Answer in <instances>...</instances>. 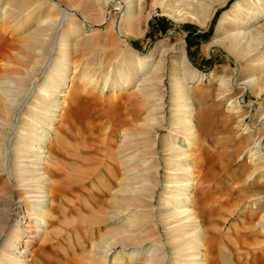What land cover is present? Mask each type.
I'll list each match as a JSON object with an SVG mask.
<instances>
[{
    "label": "rangeland",
    "instance_id": "obj_1",
    "mask_svg": "<svg viewBox=\"0 0 264 264\" xmlns=\"http://www.w3.org/2000/svg\"><path fill=\"white\" fill-rule=\"evenodd\" d=\"M7 1L11 4L10 9L12 11L15 9V13L13 16H8L9 13H7L6 17L0 19V79L10 78L14 81L16 75L25 76L26 70L33 66L35 59L39 58L35 51L25 44L24 34L26 32L22 33V30L28 28L27 31H29L34 27V29H38L41 25V17L46 11L38 9L35 14H39L40 19L34 20L33 17V19L23 20L19 25L14 26V23L19 19L16 17L17 19L14 20L18 13L16 9L18 0H0V15ZM52 1L39 0L38 3L50 5ZM55 1L65 7L72 4L79 6L81 11L73 10L71 12L74 18H78L79 21H83V14L89 17V21L85 23L88 27L93 28L91 32L95 54L92 56L85 51L86 54H81L83 57L77 56L76 59L80 60L81 68L88 65L89 71H95V80L99 85L102 81V70L98 67L99 61L102 60L104 64H112L117 56L118 48L125 51L133 50L138 55H145L159 46L164 58L159 60L158 54L153 58L154 62L153 60L151 62L149 69V74L152 73L151 80L142 88L146 95L137 93L134 88H131L124 93L117 90L114 94L106 92L101 96L98 90H92L87 84L78 83L75 80L65 86L59 95V101L63 105V114L69 120L70 115L76 113L73 117L78 126H70L68 123L69 129L61 131L60 138L56 139L53 136L54 144L58 141L63 142V148L57 151L54 149V155L61 163L63 171L69 172L71 177L62 181L63 186L72 187L73 191L67 192L65 199L59 194L54 202L56 206L60 203L63 206L67 205L69 211L65 213L57 211L54 216V224L50 228V234L45 239L40 237L33 241L26 248L27 251L23 255L24 262L16 261L15 264H143L142 260L130 262L125 258L120 263L118 257H115L121 250L119 246L109 253L107 260L97 261L95 257L102 250L101 243L108 237L112 227L111 222L107 220L102 223L96 221L95 218L92 222H90L91 219L89 222H84V218L89 217L90 214L111 217L112 211H118L116 216L118 218L113 223L116 222V225L119 226L126 221L128 212L120 213L121 208L118 209V204H116L117 201H121L120 194L116 199L112 192H108L106 189L108 185L115 187L113 180L108 175V169H120L118 157L122 154H128L129 157L138 156L133 160V165L130 168L142 169V161L147 162L146 160L150 157L147 153L148 137H153L155 132L159 133V136L167 135V121L170 118L169 74L174 71L179 72L181 49L187 56L189 68L197 69L202 74V78L198 82L191 84V101L195 111L194 125L197 128V143L191 159L195 161L193 168L195 169L194 174L197 175V184L200 188L203 187L202 192L198 194L199 201L196 207L204 206V210L200 212V218L204 227L211 228V236L214 239L209 251V258L213 262L211 264H222L219 258V246L224 248L228 263L264 264V230L255 224L262 222L261 218L264 215V158L261 161L258 158H249L247 153L249 148L258 141L262 142L264 149V119L261 118L262 114L258 113V110L262 108L264 114V73H259L257 61H254L252 65L244 64V62L237 65L234 57L222 45L213 44V41L219 38L216 33L219 21L226 14L232 16L230 11L239 0H222L214 3L210 9V21L205 26H200L198 14L196 17L192 16L188 13L186 6L187 4L193 5L199 13L208 7L207 0H163L166 5L174 8V15L162 11L157 4L152 5V0H144L143 10L139 23H137L141 34L129 35L128 39H123L125 41L123 44L105 36L106 33H111L108 24L121 17V9L113 6V2H109L98 13L95 11L97 7L93 6L94 3L87 0ZM31 2H34L33 5H37V0H31ZM227 24L230 23H225L224 28ZM255 27L252 26L250 29ZM263 51L264 42L257 46L255 54L259 55ZM156 61H159L157 68L155 67ZM232 75L235 79L232 80L231 88L222 87L220 79H229ZM158 76H162L164 80L165 92L163 109L155 114V117L161 115L163 117V127L160 128L154 125L153 120L147 118L152 105L151 102L145 103L149 96L157 91L151 84L157 81ZM255 77L260 80L259 88L255 90L243 89L242 82ZM231 100H237L238 111L229 107ZM1 101L0 96V104H2ZM118 111L126 113L121 120L126 119L127 125H117L108 134H104L102 127L106 124L103 116L107 113H118ZM78 116H86V118ZM3 117L0 105V122ZM86 123L100 129L95 138L84 142L81 141L79 135L86 132ZM125 129L133 134V141L130 144L123 141L124 137L121 132ZM179 145L185 147L183 141H180ZM121 146L123 150L120 151L123 152L119 155L114 154ZM190 160L187 163H190ZM105 164H109V167ZM92 171L95 173H91ZM252 171L256 173L255 179L249 184H245L247 175ZM160 175L162 178V170ZM76 177H83L82 181L86 177L89 179L86 178L81 183V180ZM106 179L110 182L107 183ZM125 179L132 183L131 188H139L144 185L143 181V184L139 183L141 180L134 177ZM148 180H144V182L146 183ZM1 183L0 246L14 226L21 225L23 226L22 230H27L23 232L25 235L19 239L18 248L22 253L26 237L31 234V225L29 223L23 225L26 221L24 218L26 209L24 207L19 209L16 201L20 197L25 199L28 195L16 193L13 200L9 199L8 191L2 188ZM81 184L84 187H80ZM66 190L68 189L66 188ZM160 190V188L156 190V195L154 194V199L148 207L138 206L145 205L147 199L140 197L132 199L131 208L134 215L141 216L145 210H153L154 216H157ZM127 199L126 196L122 198L124 201ZM86 203L90 206H86ZM241 210L244 213L240 214ZM152 221L138 226L141 232L139 237H143L139 241L145 240L148 235H152L153 238L157 237L161 241L164 240L158 236L162 230L155 226L158 220ZM262 224L264 226V223ZM220 243L223 244L220 245ZM150 246L146 240L140 245V248L143 250ZM163 252L165 253V250ZM158 253H162V250ZM10 258L11 255H5L6 264H9Z\"/></svg>",
    "mask_w": 264,
    "mask_h": 264
},
{
    "label": "bare ground",
    "instance_id": "obj_2",
    "mask_svg": "<svg viewBox=\"0 0 264 264\" xmlns=\"http://www.w3.org/2000/svg\"><path fill=\"white\" fill-rule=\"evenodd\" d=\"M87 1L94 3L93 6L97 7L95 11L98 13L109 2H113V6L121 9V17L118 20H112L108 24L111 33L105 34L107 38L123 44V42L125 43L123 39H128L129 35L141 34L137 23H139L143 10L144 0ZM207 1L208 7L202 9L199 13L193 5L187 4L186 6L188 13L192 16L196 17L198 14L197 18L200 26H205L210 21L212 5L222 0ZM38 2L39 0H37V5H33L34 2H31V0H18L16 5L18 16L16 15L14 20L17 19L16 17H19V19L14 23V26L19 25L23 20L33 19V17L34 20L40 19L39 14H35L38 9L46 11L44 16L41 17V25L38 29H34V27L29 31H27L28 28L22 30V33L26 32L24 34L25 44L35 51L39 58L35 59L33 66L26 70L25 76L16 75L14 81L10 78L0 79V96L2 98V104L0 105L1 112L4 114L3 120L0 122V182H2V188L8 191L9 199H12L16 193L28 195L25 199L24 197L18 198L16 205L19 209L23 207L26 209V212H24L26 221L23 225L26 223L31 225V232L29 231L31 234L26 237L22 253L18 248L19 239L22 235H25L23 232L27 230H22L23 226L16 225L8 233L4 243L0 246V264H6L4 261L6 254L11 255L10 259L12 260L9 259V264H15L16 261L23 263L26 248L37 238L42 237L41 239H45L50 234L56 212L65 213L69 211L67 205L63 206L60 203L56 206L54 202L59 194L65 199L67 198V192L73 191L72 187L63 186L62 181H66L71 177L68 174L69 172L65 173L63 171L61 163L54 155V149L56 151L61 150L63 142L58 141L54 144L53 136L56 139L60 138L61 131L69 129V125H77L73 117L76 113L70 115L69 121L68 117L64 116L63 105L59 101V95L63 92L65 86L75 80V82L87 84L92 90H98L101 96L106 92L114 94L117 90L124 93L131 88H134L137 93L146 95L142 88L151 80L152 73L149 74L151 62L158 54L159 60L164 58L159 46L145 55H138L133 50L125 51L118 48L117 56L112 64H104L102 60L99 61L98 67L102 70H99L102 72V81L99 85L95 80V71H89L88 65L81 68L80 60L76 59L77 56H82L81 54H86V52L92 56L95 54L91 32L93 28L88 27L85 23L89 21V17L83 14V21L74 18L71 12L81 10H79V6L73 4L65 7L55 0L50 2V5H42ZM152 2V5L157 4L162 11L174 15V8L166 5L163 0H152ZM10 8L11 4L7 1L0 19L6 17L7 13H9L8 16L14 15L15 9L12 11ZM230 14H232L231 17L226 14L219 21L216 32L219 38L214 40L213 44L222 45L234 57L237 65L242 62L252 65L254 61H257L259 63L257 69L260 74H263L264 51L259 55L255 53L257 46L264 42V0H239L234 4ZM227 22L230 24L226 25V29L224 24ZM35 23L37 24L36 21ZM252 26L256 27L250 29ZM179 54L181 56L179 72L176 73L173 69L174 72L169 74L170 118L167 121V135L159 136V133L155 132L153 137H148L147 153L150 157L146 160L147 162L142 161V169L134 170L130 168L133 165V160L138 156L129 157L128 154H122L118 157L120 173H118L119 170L108 169V175L113 180L115 187L108 185L106 189L108 192H112L113 197L116 199L120 194L121 201L115 202L118 204V209L121 208L120 213L128 212L126 221L119 226L116 225V222L113 223L118 218L116 217L118 211H112L111 217H105L104 215L102 217L92 216L94 214H90L89 217L84 218V222H89L90 219V222H92L94 218L102 223L107 220L111 222L112 227L110 226L108 237L101 243L102 250L97 256L95 255L97 261L107 260L109 253L119 246L121 250L117 252L115 257H118L120 263L124 258L130 262L142 260L143 264L213 263L209 258L210 247L214 240L211 236V228L204 227V223L200 218V212L204 210V206L196 207L199 201L198 194L202 192L203 187L200 188L197 184V175L194 174L195 169L193 168L195 161L191 159L197 143V128L194 125L195 111L191 101V84L198 82L202 78V74L197 69L189 68V62L183 49L180 50ZM156 62L155 67L157 68L159 61ZM234 79V75L229 79L221 78L220 85L230 89ZM259 83V78L255 77L242 82V85L245 90H255L259 88ZM151 86L157 91L153 92L149 96L150 99L148 98L145 101L146 104L151 102L152 105L147 118L153 120L154 125L160 128L163 127V117L162 115L155 117V114L163 109L164 104L165 92L162 76H158L157 81L153 82ZM236 104L237 100H231L229 107L238 111L239 108ZM262 112L263 109L260 108L258 113L262 114L261 118L264 119ZM124 115L126 113L118 111V113H107L103 116L106 124L104 127L101 126L104 128L103 133L108 134L117 125H127L126 119L121 120ZM78 117L86 118V116ZM85 128L86 132L79 135L81 141L87 142L99 134L98 130L100 128L93 127L89 123H86ZM121 135L124 137V143H132L133 134L128 129L123 130ZM180 141L185 143L184 148L179 145ZM120 150H123L122 146L118 147L114 154L119 155L123 152ZM263 150L262 142L258 141L249 148L247 153L249 158H258L261 161L264 158ZM188 160H190V163H187ZM106 163L108 162L106 161ZM105 165L109 167V164ZM161 170L163 171L162 178L160 175ZM91 173L95 172L92 171ZM255 174L254 171L249 173L245 184H249L254 180ZM129 177L141 180L139 183L143 181L144 185L139 188H131L132 183L125 179ZM76 178L83 179V177ZM106 180L107 183L110 182L108 179ZM144 180L148 181L145 183ZM83 181L81 180V183ZM80 187H84V185L81 184ZM158 188L161 190L157 216H154L153 210H145L141 216L134 215L135 213L131 208L132 199L135 197L147 199L145 205L138 206L148 207ZM125 196L128 199L124 201L122 198H125ZM86 206L90 205L86 203ZM239 212L240 214L244 213L243 210ZM154 219L158 220L155 223L156 228L160 227L162 229L161 234L158 233V236L161 239L163 238L165 242L157 239V237L153 238L152 235H148L145 240L139 241L143 237H139L141 232L138 226L148 221L153 222ZM261 220L262 222L255 224L264 230L262 224L264 223V215ZM26 226L28 227V225ZM255 236L257 238V235ZM146 240L151 246L142 250L140 245ZM222 244L220 243V245ZM127 247L129 248L127 249ZM219 247V258L222 264H231L232 262L228 263L227 261L224 248ZM160 250H162L163 255L158 253ZM137 257L138 259H136Z\"/></svg>",
    "mask_w": 264,
    "mask_h": 264
}]
</instances>
